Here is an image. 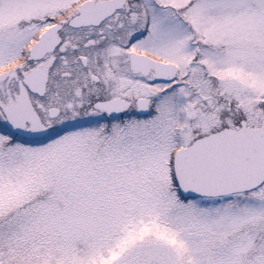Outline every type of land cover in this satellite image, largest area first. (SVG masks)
<instances>
[{
	"label": "snow or ice",
	"instance_id": "6c2138e0",
	"mask_svg": "<svg viewBox=\"0 0 264 264\" xmlns=\"http://www.w3.org/2000/svg\"><path fill=\"white\" fill-rule=\"evenodd\" d=\"M0 264H264V0H0Z\"/></svg>",
	"mask_w": 264,
	"mask_h": 264
}]
</instances>
